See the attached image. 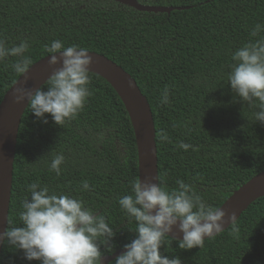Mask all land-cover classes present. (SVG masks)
I'll use <instances>...</instances> for the list:
<instances>
[{"label":"trees","instance_id":"obj_1","mask_svg":"<svg viewBox=\"0 0 264 264\" xmlns=\"http://www.w3.org/2000/svg\"><path fill=\"white\" fill-rule=\"evenodd\" d=\"M137 1L180 9L145 12L114 0H0V39L9 48L26 41L30 65L50 54L46 46L54 40L120 65L135 79L153 114L158 182L170 191L182 179L219 208L264 170V123L255 118L259 109L241 101L228 81L232 53L264 39V0ZM257 24L261 31L253 37ZM18 59L10 55L0 60V101L21 75L12 67ZM89 76L92 95L63 125L55 124L50 114L44 123L30 106L25 109L7 227L20 226L22 202L30 196L27 186L38 182L82 199L106 218L116 235L112 249L101 245V251L110 255L136 237V222L118 201L131 194V182L138 179L137 149L121 99L106 80ZM47 86L48 81L41 88ZM166 87L169 102L162 104ZM162 132L167 141L161 140ZM181 142L192 147L185 151ZM57 154L65 156L60 175L49 170ZM83 181L89 190L83 189ZM164 244L161 253L179 256L182 264H264V196L227 229L205 239L201 248L180 249L170 237ZM0 264L40 262L26 260L22 250L4 241Z\"/></svg>","mask_w":264,"mask_h":264},{"label":"clouds","instance_id":"obj_2","mask_svg":"<svg viewBox=\"0 0 264 264\" xmlns=\"http://www.w3.org/2000/svg\"><path fill=\"white\" fill-rule=\"evenodd\" d=\"M260 31L261 25L257 24L250 35L255 37ZM28 48L26 41L9 48L0 39V60L10 55L19 57L12 67L16 73L25 74L31 64V58L24 55ZM46 50L52 54L48 65L53 67L47 88L17 87L13 102L27 101L36 118L47 123L46 114H50L60 126L74 119L92 95L88 84L93 59L86 48L76 44L65 46L60 40L52 41ZM231 60L228 81L232 92L241 101L258 107L256 121L264 123V39L236 49ZM57 64L62 66L54 68ZM168 102L166 87L161 103ZM167 139L162 132L161 140ZM179 147L186 151L192 145L181 142ZM64 161L63 154L55 155L49 170L60 175ZM176 185L169 191L161 183L152 182V178L131 182V194L121 197L118 203L136 222V237L124 245L125 251L115 258L114 264H182L179 256L161 253L166 237L178 240V247L187 250L203 247L206 238L224 230L226 211L212 207L184 180L177 179ZM82 187L89 190L88 182L83 181ZM27 188L30 196L22 202L20 226L7 227L0 233V241L22 250L26 260L40 264H102L101 245L112 249L116 235L106 218L70 194H57L38 182ZM228 219L233 223L235 214ZM174 228L183 234L182 239L171 235Z\"/></svg>","mask_w":264,"mask_h":264},{"label":"water","instance_id":"obj_3","mask_svg":"<svg viewBox=\"0 0 264 264\" xmlns=\"http://www.w3.org/2000/svg\"><path fill=\"white\" fill-rule=\"evenodd\" d=\"M114 1L145 12L170 13L174 9H180L178 7L143 5L137 0ZM88 52L93 59L89 69L90 73L100 76L111 85L128 113L136 141L138 179L143 181L145 178H152V182L159 183L155 125L147 98L141 92L135 79L120 65L103 54L89 50ZM51 55L49 54L30 65L27 72L17 78L0 101V233L7 229L17 136L22 115L27 108V101L22 104L14 103L13 94L17 87H28L35 90L49 81L53 74V67L48 65ZM55 55L59 57L60 53ZM61 66V64H57L54 68ZM263 196L264 170L234 190L219 208L226 211L228 217L235 214V222L252 202ZM228 217L225 218L224 230L232 224ZM171 235L176 236L177 239H182L183 236L175 228ZM3 243L4 241H0V254ZM124 251L125 248H121L110 255H103L102 264H109Z\"/></svg>","mask_w":264,"mask_h":264}]
</instances>
